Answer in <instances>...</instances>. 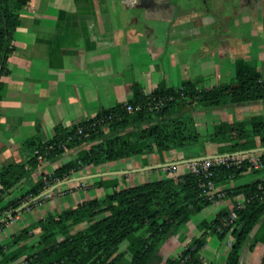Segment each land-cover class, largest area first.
Here are the masks:
<instances>
[{"label":"crops","instance_id":"obj_1","mask_svg":"<svg viewBox=\"0 0 264 264\" xmlns=\"http://www.w3.org/2000/svg\"><path fill=\"white\" fill-rule=\"evenodd\" d=\"M20 20L12 37L13 52L1 78L5 90L0 93V173L7 166L33 157L29 143L50 142L62 129L127 105L137 89L149 96L160 87L180 88L189 82L199 91L213 90L233 82L240 62L264 77V0H28L20 11ZM178 111L185 120H195L200 140L207 141L222 123L264 118V101L207 110L186 101L179 104ZM76 152L39 164L27 182L5 197L4 205L74 160ZM215 154L203 151L195 156ZM188 156V151L174 150L121 160L118 164L122 172L116 175L122 177L117 180L136 185L177 178L190 172V164L141 169L182 161ZM127 167L135 171L124 173ZM89 169L74 173L70 180L106 174L105 170ZM105 176L115 174L67 185L87 180L105 182ZM257 181H264V173L254 175L248 170L228 187ZM43 201L44 198L36 202L41 206ZM36 202L28 197L23 205L30 203L27 211L34 212ZM232 207V200L225 197L203 209L200 214H205V220L201 219L196 227L192 225L196 230L193 237L184 226L175 228L161 249L162 264L172 260L171 253L178 252L179 257L183 247L188 248L202 237L206 242L199 264H206L203 253L210 245L206 235L217 234L203 223ZM9 212L0 216V223ZM220 249H212L215 259L211 264H222L224 255ZM263 257L264 218L244 244L240 264H261Z\"/></svg>","mask_w":264,"mask_h":264},{"label":"trees","instance_id":"obj_2","mask_svg":"<svg viewBox=\"0 0 264 264\" xmlns=\"http://www.w3.org/2000/svg\"><path fill=\"white\" fill-rule=\"evenodd\" d=\"M27 3L28 0H0V93L5 90L1 78L13 52L12 37L21 25L20 11ZM167 96H173L175 100L157 113L147 109L135 113L127 111L129 104H147L153 98ZM186 99L206 110L264 101V77L252 71L245 62H240L233 82L213 90L199 91L189 82L180 88L160 87L149 96L137 89L134 99L127 105H118L103 111L95 119L62 129L50 142L29 143L33 157L7 166L0 173V216L9 211L17 216L16 211L26 198L35 199L53 180H67L80 168V162L87 161L83 154L65 163L52 177L46 176L20 198L4 205L5 197L27 182L38 169L36 152L47 161H53L62 158L67 149L86 145L89 148L87 154L92 159L103 157L106 162H114L154 153L185 151L189 145L202 142L196 129L189 133L191 129L187 121L191 120H185L178 111L179 104ZM207 142L217 145L216 154L264 147V118L222 123L210 134ZM258 155L264 168V152ZM195 157L201 156L182 157L181 160ZM250 168L248 161L243 166L217 165L214 168L212 181L226 192L225 197L232 200L233 207L220 211L213 221H205L203 225L220 238L226 235L233 238L227 264H240L244 244L264 218V181L228 187L232 180L240 178ZM203 182V177L192 172L121 189L116 180L111 181L114 190L103 201L94 199L77 204L59 216L60 224L55 222V217L42 219L22 230L21 236H13L7 245L0 244V264H122L127 253L131 255L130 264H162L161 249L174 229L188 224L195 214L216 203L205 196ZM104 185L106 181L100 186ZM239 197L244 201L242 208L238 207ZM103 214L107 215L99 218ZM232 214H235V220H231ZM225 221L229 222L227 226H224ZM83 223L87 227H83ZM5 226L6 221L0 223V231ZM71 228L76 234H68ZM60 234L66 237L60 240ZM32 237L38 240L36 251L27 244ZM125 241H130L129 249L120 252ZM205 242L204 237L195 240L167 264H181L188 257L187 264H199V254ZM261 264H264V257Z\"/></svg>","mask_w":264,"mask_h":264},{"label":"rangeland","instance_id":"obj_3","mask_svg":"<svg viewBox=\"0 0 264 264\" xmlns=\"http://www.w3.org/2000/svg\"><path fill=\"white\" fill-rule=\"evenodd\" d=\"M186 101H189V100H185L183 102H186ZM190 104H191V102H190ZM193 104H194V107H198L197 103H193ZM187 125H188V127L190 125V129H191L189 132V128L186 127L188 129L189 133H191V131L192 132L195 131L196 122L194 119H192L190 122L187 121ZM210 144H212V143H209L207 141L193 143V144L189 145L188 149L185 151H188L191 156H195L198 153H201L203 151H206V152L215 151V152H217V149H216L217 147L216 148L213 146L211 147ZM88 149H89L88 146L85 145L82 148H74V149H70V150L67 149L66 150V153H68L69 151H72V150H77V152L75 153V156H74L75 159H78L79 157H81V155L84 154L86 157V160H87L86 163L80 162V168L77 171L72 172L67 180H70L71 176L74 173H80L81 171L89 169V168H90L89 170H93V171H95V170L104 171L105 170V172H103V173H113V174H115V176H109L110 178L105 176L104 178H106V185H104V186H100L101 181H98V180L97 181L87 180L85 182H77L75 184L63 185L60 188L52 191L50 194L46 195L44 197V201L41 204V206L39 205V202H36L37 207L35 208L34 212L27 211V208H25L22 211L18 212L17 216H14L13 215L14 212L10 211L7 215L10 216L12 214L13 218L11 220H9V222L6 221L5 228L0 231V244L7 245L8 243H10L12 241L13 236H21L22 232H23L22 230H24L25 228H28L31 225L37 223L39 220L46 219L49 217H55V222L60 224L61 222H60L59 216L62 215V213H64L65 210H67V209L69 210L70 208L76 206L77 204L86 203V202L94 200V199H99L100 201H103L104 199L107 198V195L112 193L114 190L110 185L111 181L116 180L119 184V187H118L119 189L129 187L133 184L132 182L127 183V184H124V183L122 184L121 181L117 180L121 175L118 176L116 174L122 172V171H120V168H121L119 166L120 164H118V162L121 160L114 161V162H106L103 157H99L97 159H92L87 154ZM257 156H258V158H260L258 154H257ZM260 162H261V160H260ZM127 168H129V170L126 169L125 171H123L124 173L135 171V170H130L132 167H127ZM109 169L111 171L106 172ZM250 171H253L254 175L263 174L264 168L263 167L260 168V171H259L258 169L251 167ZM53 174L47 175V176L52 177ZM181 175H183V174H181ZM72 177H75V176H72ZM141 177H142V175H141ZM107 178H109V179H107ZM67 180H65V181H67ZM65 181H62V182H65ZM53 182L49 183L47 185L48 186L47 189H50L51 186L55 183H62L60 181H55V180H53ZM105 215H107V214H103V215L99 216V218H102ZM204 217H205V214H200V213L195 214L192 217V221L189 222L188 224L184 225V229L186 231L189 230L191 232L190 237H193L196 234V230H192V225H194L196 227V225L199 224L198 222H201V219L203 221ZM208 219H209V221H211V220L213 221L212 216H210ZM195 220L196 221L199 220V221L196 222ZM8 223H9V226H8ZM82 226L87 227V224L83 223ZM30 234H31V232H30ZM68 234L74 235V234H76V230L74 228H71L69 230ZM58 236H59L60 240H62L66 237L63 234H60ZM206 237H207V241L210 242L208 251L203 253V256L206 257V264H211L210 262L215 259V254H214V251L212 250L214 248H217V249L221 248L220 252L224 255V259L222 261V264H226V261L228 259V255H229L230 250H231V247L228 244L230 241H233V238L230 235H226L223 239L220 238L218 235H213V236L206 235ZM210 238H211L212 242L210 241ZM37 241H38L37 237H32L31 239H29L27 241V244L29 247L32 248V246H33V248L31 249L32 251L37 250ZM129 242L130 241H125L120 246V252L128 251ZM248 245H249V243H248ZM260 245H261V243L259 242L257 248H259ZM255 248H254V250H255ZM186 249H187L186 247H183L181 250L183 252ZM244 252H245V250H244ZM244 252L242 255V257H243L242 260L245 257ZM169 257L172 260H174L176 257H178V252L171 253V255ZM130 260H131L130 255L126 254L125 261L123 264H128V262ZM252 264H254V262Z\"/></svg>","mask_w":264,"mask_h":264},{"label":"built area","instance_id":"obj_4","mask_svg":"<svg viewBox=\"0 0 264 264\" xmlns=\"http://www.w3.org/2000/svg\"><path fill=\"white\" fill-rule=\"evenodd\" d=\"M175 100V97L173 96H167V97H161V98H153L150 100L149 103H140L137 105L129 104L127 105V111L129 113H135L140 112L145 109L149 110L151 113H157L164 109L166 105L169 102H172ZM81 132V131H80ZM38 158V162L40 164H43L46 162V159L43 155L39 154V152H36L35 154ZM249 162L251 164V167H254L256 169H260L263 167L262 163L260 162V158H258L257 154H250L246 156H237V157H231V158H221L216 160H206L202 162L197 163H191L190 164V172L197 176H201L204 178L203 182V188H204V194L206 197H208L211 200H214L217 202L218 200H221L225 198L226 192L216 187L215 183L212 181V178L214 177V168L217 165L227 166L230 167H236V166H243L246 162ZM244 206V201L241 200L238 202V207L242 208ZM13 217L8 216L5 221L9 222ZM236 216L235 214L231 215V220H235ZM228 221L224 222V226L228 225ZM188 258H185L181 261V264H187Z\"/></svg>","mask_w":264,"mask_h":264},{"label":"water","instance_id":"obj_5","mask_svg":"<svg viewBox=\"0 0 264 264\" xmlns=\"http://www.w3.org/2000/svg\"><path fill=\"white\" fill-rule=\"evenodd\" d=\"M263 152H264V147L257 148V149H249V150H244V151L234 152V153H223V154H215V155H206V156L195 157V158L186 159V160H182V161H175V162L160 164V165H157V166L146 167V168H143L141 170L157 169V168H172V167H177L178 165H181V164H191V163H197V162H202V161H206V160H216V159H221V158H231V157H237V156H246V155H250V154H258V153H263ZM106 174H108V173H106ZM106 174H97V175H93L91 177H102V176H104ZM109 174H113V173H109ZM91 177H80V178L72 179L70 181H65V182L59 183L58 185L54 186L52 189H49L48 191H45L44 193L40 194L38 197L33 199V202L41 200L46 195L50 194L52 191H54L55 189H57L60 186L66 185V184H68V183H70L72 181H83V180H86V179L91 178ZM29 205H30V203L22 205L19 209H17L16 213L22 211L23 209H25ZM11 216H13V215H11Z\"/></svg>","mask_w":264,"mask_h":264}]
</instances>
